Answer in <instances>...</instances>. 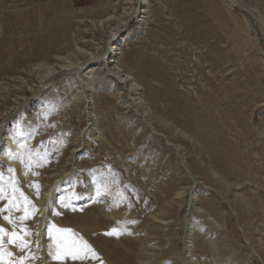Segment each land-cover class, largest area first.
Instances as JSON below:
<instances>
[{"label": "rangeland", "instance_id": "1", "mask_svg": "<svg viewBox=\"0 0 264 264\" xmlns=\"http://www.w3.org/2000/svg\"><path fill=\"white\" fill-rule=\"evenodd\" d=\"M235 1L209 16L201 0H21L31 48L59 42L32 63L99 57L122 29L126 78L102 61L4 72L28 55L1 47L0 226L26 246L5 235L0 264H264V0ZM62 241L98 258L54 259Z\"/></svg>", "mask_w": 264, "mask_h": 264}, {"label": "bare ground", "instance_id": "2", "mask_svg": "<svg viewBox=\"0 0 264 264\" xmlns=\"http://www.w3.org/2000/svg\"><path fill=\"white\" fill-rule=\"evenodd\" d=\"M139 2H140V5H144V4H146L147 0H139ZM213 2H214L213 0L212 1L211 0H201V3L204 5L205 12L209 16H210V12L212 10L216 9V8H222L224 10H230L232 12V10H234L235 7L239 6V4L235 0H225L224 2L219 1L216 5H214ZM20 3H21V0H6V2H3L1 0L0 8L2 10L0 12V35H1L0 56H3L6 53L1 48L2 46H7L8 49L11 52H16L17 47L18 46H22V47H24L25 53L28 56L26 57L25 60H23L21 58L23 53L22 54H16L11 59V61L9 62L8 67L6 69H4V72L12 71L14 66H17L19 64H24V63H30L31 62L32 65H30L31 66L30 71H33V69H35V70L38 71L37 72L38 74H39L40 71L44 72L41 75V77H40L41 81H43L44 78H46L45 77L46 75H49L47 77H50V75H54L58 71L56 67H59V71H60V70H66V69L70 68V66H74L79 71V70H86L92 64H96V63L102 61L104 63L106 62V64L108 65L109 73L110 72L111 73L112 72L116 73L119 77H121V80H124V78H126L125 74H122L121 70L116 65L110 66L111 62H114L113 58H115L117 56V54H119V51H117V50L120 49L119 45H120V41H121L122 29L121 30L114 29L115 31L111 34V38L108 41V46H107L106 53L105 54H101L99 57L95 55L94 58L92 57L90 59H87L86 61H83V60H82L83 62L77 61L75 65H73V62L70 61L69 57L67 58V56H58V57H56L55 60H57V62H55L54 64L46 63V62H43V61L37 62V63H32L33 61H37V60H40V59L50 58L53 55V53L59 52L60 51L59 50L60 48H59V45H58L59 42L56 41L57 37L53 38L54 34H52L51 36H44V37H41V38L37 37V40L35 39L36 40V42L34 44L35 47L31 48V45H30V43H32L31 42V37H36V36L32 35V36L29 37L28 36L29 33H27V36H21V35H22V32L24 34V29H22V27L23 26H28L27 22L30 19L28 13L32 14V15L31 14L30 15H31L32 19L34 20V11L30 12V10H27L26 8H25L26 10L22 9V8H19V7H21ZM8 4L11 5L10 9L7 8L9 6ZM143 10H145V9H142L140 11H143ZM263 13H264V9H263ZM23 14H26V15H23ZM244 17H245L244 25H245L246 29L249 30L250 27H251L250 21H249V19L246 16H244ZM261 23L264 25L263 18H261ZM21 25H23V26H21ZM64 33H65L64 31H61L60 36H63L62 34H64ZM17 36H18V38H17ZM63 38H64V36H63ZM81 51L83 52V50H81ZM85 53L87 54V56L88 55L92 56V54H89L88 52H85ZM77 64H79V65H77ZM8 113H9V111H8ZM4 114L2 113V115L4 117H3V121L1 120V124L5 125L6 124L5 122L7 121L6 117L8 115L5 116ZM4 125L0 126V149L3 148V146L5 145V142L7 140V137L3 134L4 132L1 133V131L5 130V126ZM61 192H62V190L59 193H61ZM91 198H93V193H90L89 195H87V199L91 200ZM54 200H55V198H54ZM105 250L108 253V255L110 257H112V258H115V256H117V257L119 256L118 255V251L116 249L108 250L107 248H105Z\"/></svg>", "mask_w": 264, "mask_h": 264}, {"label": "snow or ice", "instance_id": "3", "mask_svg": "<svg viewBox=\"0 0 264 264\" xmlns=\"http://www.w3.org/2000/svg\"><path fill=\"white\" fill-rule=\"evenodd\" d=\"M11 171V169H10ZM13 191H16L14 188ZM0 192H2V189H0ZM21 195H23L21 193ZM24 200L27 201V197H24ZM9 204L12 207L17 206V202L15 200H10ZM0 211H3V209H0ZM26 215L21 217L20 219L23 220L27 217V215H30L28 213L27 209L25 210ZM6 220H9L10 223L13 222L11 221L10 217L5 216ZM61 232H71V229H62L59 230ZM108 235H119L116 229H112ZM5 235L10 236V242L15 243L17 240L20 241L21 247L26 246V242L23 240V237L18 233V232H11L8 233L6 229L3 226H0V261L4 260L5 255L11 257L13 254L11 252H6L5 249L3 248V238ZM91 255L92 258H98L95 250L91 247V245H88L87 242H82L81 244L77 245L74 241L72 242L71 245H68L67 243H64L63 241L61 242L60 245L57 246V252L54 254L53 258L62 260L65 256H70L72 259H86ZM25 259V258H21ZM6 264H13L12 261H7Z\"/></svg>", "mask_w": 264, "mask_h": 264}, {"label": "crops", "instance_id": "4", "mask_svg": "<svg viewBox=\"0 0 264 264\" xmlns=\"http://www.w3.org/2000/svg\"><path fill=\"white\" fill-rule=\"evenodd\" d=\"M80 6H88L89 4H93L92 2H89V0H80L79 2Z\"/></svg>", "mask_w": 264, "mask_h": 264}]
</instances>
